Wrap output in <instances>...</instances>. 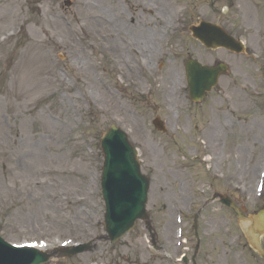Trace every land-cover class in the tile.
I'll return each mask as SVG.
<instances>
[{
  "label": "rangeland",
  "instance_id": "1",
  "mask_svg": "<svg viewBox=\"0 0 264 264\" xmlns=\"http://www.w3.org/2000/svg\"><path fill=\"white\" fill-rule=\"evenodd\" d=\"M19 1L0 0V236L48 251L74 243L92 247L68 258L50 254L47 264H264L232 212L218 201L203 207L218 193L247 214L264 211V202L252 209L247 187L234 188L255 185L262 165L264 94L252 96V87L264 61V0H159L164 9L156 0ZM51 16L59 17V28ZM96 16L103 18L97 28ZM200 21L244 41L253 56L206 50L188 31ZM110 33L119 34L122 53L135 60L111 52ZM138 36L152 44L148 63L140 62L141 52L127 50H138ZM190 59L227 66L195 104L183 78ZM119 66L132 70L120 78ZM91 82L104 92L96 100ZM155 118L165 133L154 130ZM110 126L127 134L150 179V226L138 222L114 244L103 231L100 190L99 143Z\"/></svg>",
  "mask_w": 264,
  "mask_h": 264
},
{
  "label": "water",
  "instance_id": "2",
  "mask_svg": "<svg viewBox=\"0 0 264 264\" xmlns=\"http://www.w3.org/2000/svg\"><path fill=\"white\" fill-rule=\"evenodd\" d=\"M194 38L198 39L207 48L225 47L233 50V42L221 30L202 23L199 28L193 29ZM190 89L194 96H202L209 90L214 82L216 73L202 70L194 64H188ZM207 81V82H206ZM200 94V95H197ZM116 143L111 145L112 139ZM121 143V146L117 145ZM106 159L109 164L104 169L103 195L106 202V231L110 234L113 242L129 230L135 220L145 219L144 203L147 185L137 174L134 155L126 147L122 137L115 132L107 135L103 142ZM222 203L231 209L240 220L241 215L229 202ZM258 233L249 242L254 250L264 260V251L258 241ZM83 250H87L84 248ZM82 250V251H83ZM77 251H68L63 256H72ZM47 257L41 253L20 250L12 251L9 246L0 241V264H41Z\"/></svg>",
  "mask_w": 264,
  "mask_h": 264
},
{
  "label": "bare ground",
  "instance_id": "3",
  "mask_svg": "<svg viewBox=\"0 0 264 264\" xmlns=\"http://www.w3.org/2000/svg\"><path fill=\"white\" fill-rule=\"evenodd\" d=\"M13 3H14V5H16V6H18L19 4H20V1L19 0H13ZM16 15H17V12L15 11L14 12V14H13V17H15L16 18ZM56 20H55V19ZM48 20V19H47ZM51 21V24H53V25H55V27H57V28H59L60 26L57 24V23H59L58 22V18L55 16V17H53V16H51V19H50ZM100 21H103V18H101L100 16L98 17V16H96V17H94V19H93V21H92V25H94V27H98V22H100ZM22 27H23V25H22ZM20 30H21V28H20ZM161 33V32H160ZM109 36H112V35H109ZM118 36V35H117ZM9 39V38H8ZM117 39H118V37H115V39H113L112 40V42H109V41H105V43H107L109 46V48L111 49V52H114L115 53V55L117 56V58L120 60V59H123V58H126V59H124L123 61H125V62H129V60H127V59H129V58H132L131 60H135V58H133V56H126L124 53H122V50H121V48L123 47L118 41H119V39H118V41H117ZM136 42L137 41H139V42H137L138 44L140 43V47H138V50L136 51V53L138 54V56L140 55V52H141V55H140V57H141V60H140V62H142V63H148V55H150V53L152 52L151 50H149V49H151V43L150 42H148V41H141V39H140V37H137L136 39H134ZM112 48L114 49V50H112ZM73 63L76 65V67H78L80 70H82V68H83V64H84V61L82 62V60H81V57L80 56H76L75 58H74V61H73ZM135 66L136 67H138V65H136V63H135ZM174 75V74H173ZM90 85V86H89ZM88 89H90L89 90V94H91V96H92V98L94 99V100H96V99H98V96H100V94H103L104 92H102V90H100V88L98 87V85H96V84H94V82H91V83H89L88 84ZM209 159V158H208ZM81 213H83V212H81ZM83 216H81L80 218H82ZM77 225V224H76ZM166 233H168L167 232V230H166ZM166 233L164 232V236H163V238H167V236L168 235H166ZM49 262V261H48Z\"/></svg>",
  "mask_w": 264,
  "mask_h": 264
}]
</instances>
